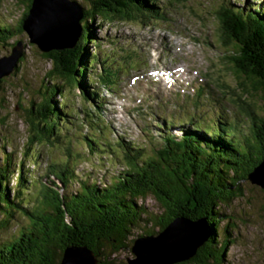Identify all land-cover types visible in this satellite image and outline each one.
<instances>
[{
	"label": "trees",
	"instance_id": "trees-1",
	"mask_svg": "<svg viewBox=\"0 0 264 264\" xmlns=\"http://www.w3.org/2000/svg\"><path fill=\"white\" fill-rule=\"evenodd\" d=\"M20 1L24 13L15 34L24 31V21L35 0ZM89 1L90 5L85 7L70 1L82 15L81 24L77 25L80 35L71 45L40 48L39 53L51 62L52 68L47 71L44 86L38 92L39 100L27 110L28 133L19 162H12L11 155H5L0 166V213L4 215L0 230L15 211H23L29 220L28 227L21 228L17 237L0 246V264H60L68 248L85 249L93 254L96 264H110L111 255L131 250L138 238L158 236L176 220L188 223L202 220L210 230L195 255L179 264H223L225 250L231 241L228 235L220 239L216 234L218 224L229 220L223 217L221 208L243 196L244 182L254 185L250 176L264 164L263 6L258 10H246L230 0H217L210 10V16L218 24L222 68L235 80L240 93L237 98L241 100L237 102L248 114V136L242 138L243 133L227 121L223 124V118L219 117L216 118L218 129L192 130L202 131L201 135L183 129L180 138L165 136L161 146L153 147L150 152L135 144L123 147L121 142L119 148L126 151V165L124 170L113 174V180L80 177L68 161H60L54 164L52 179L39 184V195L32 200L35 205L32 209L17 201L18 191L11 192L8 186L11 178L16 180L13 183L16 187L18 182H26L22 176V161L31 156L32 148L42 144L50 146L53 139H63L60 129L68 123V118L53 100L55 95L62 94L63 85L79 88L84 102L94 105L97 104L96 97H92L95 90L90 88L93 75H97L95 78L103 85L115 86L117 74L113 69L104 70L101 77L94 72L92 59L95 57L89 55L87 48L88 43H95L90 41L89 28L94 17L145 22L148 15L156 14L160 8L157 0ZM15 34L11 27L0 26V43L7 42ZM17 69L18 66L13 70ZM3 79L5 76L0 83ZM46 80L58 84L50 86ZM101 109L97 114L100 115ZM91 110V114L86 115L93 120L88 128L91 132L90 127H93L96 132L105 133L97 125L99 120ZM211 122L215 123L214 120ZM1 125H5L3 119H0ZM85 138L90 143L94 141ZM14 164L18 171L16 175L11 173ZM256 173L255 177L259 172ZM74 181L77 187L70 191ZM149 198L157 205L155 214L145 205L144 201ZM138 228H141V234L136 239L131 238L132 231Z\"/></svg>",
	"mask_w": 264,
	"mask_h": 264
},
{
	"label": "rangeland",
	"instance_id": "rangeland-1",
	"mask_svg": "<svg viewBox=\"0 0 264 264\" xmlns=\"http://www.w3.org/2000/svg\"><path fill=\"white\" fill-rule=\"evenodd\" d=\"M65 1H74L83 7L90 5L89 0ZM157 1L160 8L156 14L148 15L145 22L109 21L99 17H94L90 22V41L95 43H88L87 48L89 55L95 57L92 59L95 62L94 72L100 76L104 70L113 69L117 74V78H114L115 86H105L100 83V79L95 78L97 75H93L90 88L96 92L92 96L96 97V105L85 103L79 88L66 85H63L64 90L60 96L53 97L58 108L67 116L68 123L61 126L62 140L53 139L54 143L50 146L36 145L30 152L31 156L22 161V176L26 182H18L16 187L13 186L16 181L14 178L9 181L11 192L18 191L17 201L23 207L32 209L31 206H35L32 202L38 198L39 184L52 179L50 175L54 164L60 161H68L70 168L80 177L110 181L111 178L114 179L113 174L125 169L126 151L119 148L121 142L123 147L135 144L150 152L153 147L157 149L161 146L165 136L180 138L183 129L189 130L193 135L203 134L202 131L194 132L193 129H218L216 118L219 117L223 118V124L227 121L236 131L243 133L242 138L248 136L247 111L237 102L241 100L237 98L240 93L235 80L221 65L223 53L218 40V24L210 16L211 4H215L217 0ZM230 1L246 10H258L261 6L264 9V0ZM63 4L62 2L61 5ZM73 7L79 13L78 8ZM23 10L20 0H0V26L11 27L15 34ZM80 20L78 22L81 24ZM76 23L71 24V39L69 37L67 42L69 45L78 35ZM27 25L29 26L28 20ZM66 33L69 34V31ZM62 36L64 37L63 34ZM39 39L45 48L55 43L52 41L47 44L46 40ZM31 40L30 34L22 31L7 42L0 43L1 58L9 57L18 42L23 45L18 47L19 51L14 52L17 54L22 51L18 69L0 83V119L5 122L4 126H0V166L5 161V155H11L12 162H19L28 133L27 110L39 100L38 92L44 86L47 71L52 68L51 62L42 57L38 46ZM183 64L191 77L184 72L174 86L168 80L154 82L155 78L150 76L155 70L181 68ZM140 68H143V72L137 70ZM134 70L136 76L148 73L144 75V79H135V87L141 88L136 101L127 96L126 92L131 91L132 84L128 83L119 90L126 83L123 80L126 76L127 79L134 76ZM194 70L200 73L197 74ZM46 82L50 86L58 84L50 80ZM144 82L146 84L142 86ZM181 93H184V97L179 95ZM197 103L201 105L195 107L194 104ZM258 107L259 104L257 110ZM97 108H102L103 124L102 121L98 123L105 127V133H98L93 127H90L91 132L87 126L93 121L86 116L91 114L90 110L94 112L95 118L100 117ZM191 117L194 120L189 121ZM230 129L233 128L228 130ZM86 136L94 141L90 143ZM206 137L211 140L209 134ZM11 173L18 174L15 164ZM243 184V196L234 198L221 208L223 217H228L229 220L225 219L218 224L216 234L220 239L228 235L231 241L225 250L223 264H264V182L262 187L250 182ZM76 187V182H72L70 191ZM12 193L10 199L13 197ZM144 202L150 213L158 211L153 199L149 198ZM3 218L4 215L0 213V221ZM28 224V217L23 211H15L7 225L0 230V246L17 237L20 229L28 227ZM199 229L206 227L200 224ZM138 234H141V228L133 230L131 238L136 239ZM175 243L174 246L183 244L179 241ZM174 249L178 250V247ZM159 250L140 251L142 260L138 264H147L146 260L148 264H156L161 258L157 256ZM144 251H148L147 257ZM133 258L131 250L125 249L111 255L109 260L110 264H128L127 261Z\"/></svg>",
	"mask_w": 264,
	"mask_h": 264
},
{
	"label": "bare ground",
	"instance_id": "bare-ground-1",
	"mask_svg": "<svg viewBox=\"0 0 264 264\" xmlns=\"http://www.w3.org/2000/svg\"><path fill=\"white\" fill-rule=\"evenodd\" d=\"M62 2L64 3L63 5H61ZM72 5L76 6V4H74L72 2H70V3L66 2V1L64 2V0H35L34 5H33V9H32V11L28 17V22H30V25L29 26L27 25L28 32L25 29H24V31L27 34L31 35L32 40L34 39L36 41L33 43L36 44V46H38L39 50H40V48H43L42 43L39 41L40 40L39 38H41L42 41L46 40V43L48 42L47 44L54 41L55 43L51 44V45L67 44L68 40L71 39V37H70L71 36V34H70L71 29L70 28L72 26L71 24L74 22H78L82 18L81 13L80 12L78 13V11ZM68 13H70V14H68ZM50 24H51V26H50ZM78 24H80V23H77V25ZM77 25H76V28H77ZM32 29L35 30L37 33L33 35V33H32L33 31H31ZM65 30H66V32L69 31V34H67L65 32ZM79 31H80V29L78 28V33H77L78 35L77 36L80 35ZM59 34H61V36H58ZM62 34L64 35V37L62 36ZM32 35L34 36V38ZM72 35H73V33H72ZM69 37H70V39H69ZM62 38H65V39H62ZM47 39L49 41H47ZM19 44L21 47L23 46L21 42H18L16 45L18 46ZM16 45L14 46V48L17 47ZM18 47L14 50V52L18 50ZM14 52L12 50L13 54L8 60H0V70L11 64V62L14 60V57L16 56V53H14ZM19 53L21 56L16 61L13 69L18 66L19 61L22 59V52H19ZM4 58H8V57H4ZM4 58L0 57V59H4ZM13 69H12V71H14ZM12 71L10 72V74L12 73ZM179 71H180L179 67L174 68V69H169V70L160 69V70H155L152 73H150V76L155 78L153 80L154 82H158L159 80L164 82V80H168L171 83V86L172 85L174 86L176 81H178L180 78L183 77ZM8 76L9 75H5V77H8ZM177 95H178V93H177ZM179 95L184 97V93H181ZM96 120L97 121L99 120L98 122L102 121L101 112H100V117L98 119L96 118ZM98 122H97V125L100 126L102 128V130L105 132V127L101 125V124H103V121L101 122V124H99ZM260 168H259L260 170L258 169L256 171V172H259V174L255 177V174H257L255 172L253 175L250 176L251 177L250 180L252 181L253 184L262 187V185H263L262 183L264 182L263 181L264 180V174H263L264 173V164ZM261 179H263V180H261ZM200 224L201 223H198V222H195L193 224V223H188V222H184V221H181V222L177 221V222L171 223L169 225V226L173 225L174 228L168 235L163 237V239L166 238V239H164V240H167L166 243H168V240L171 237H173V235L178 236V235H180L181 232H183V234H184L187 229H190V232L192 233V238H190V240L185 239L183 241L181 239L180 243H183V244H181L180 246H174V245L171 246V245L166 244V243H163V244L159 243V244H155L153 246H149L147 243L143 242V243H140L139 246L137 244V248L142 247V249H149L150 252H152L153 250H156V249H160L159 250L160 252L157 251V256L161 257V258H159L160 260H158V262L156 264L165 262V261L169 260L170 258H172L178 254H181L182 253L181 250L187 251L191 246H193V244H195L193 241V238L203 237L206 234H208V236H209L210 230L208 228L203 229V230L199 229ZM190 232H189V234H191ZM154 237H156V236H154ZM183 237L185 238V236H183ZM138 239H141V238H138ZM138 239H136L135 241H137ZM164 240H163V242H164ZM134 246H135V242H134V245L131 249V252L134 255L133 260L136 258V255H137V254L135 255V253L133 251H135L136 253H139V250L134 249ZM175 247H178V250H175L174 249ZM174 252H176V253H174ZM183 253H184V251H183ZM88 256L89 255L86 256L84 253H78V254L76 253L75 254V257H76V259H78L79 264H89V260L94 256H93V254H91V258ZM128 261H127V263H128ZM95 264H96V261H95Z\"/></svg>",
	"mask_w": 264,
	"mask_h": 264
},
{
	"label": "water",
	"instance_id": "water-1",
	"mask_svg": "<svg viewBox=\"0 0 264 264\" xmlns=\"http://www.w3.org/2000/svg\"><path fill=\"white\" fill-rule=\"evenodd\" d=\"M35 2V1H34ZM33 5L34 4H32V7L30 8V10H29V14H28V17H29V15H30V13H31V11H32V9H33ZM27 20H28V18H27ZM27 20H25L24 21V24H23V29H25L27 32H28V28H27V26H26V23H27ZM77 24V23H76ZM29 25H30V22H29ZM31 31H33L32 33H33V35L34 34H36L37 32L35 31V30H31ZM77 33H78V31H77ZM32 35V36H33ZM31 36V35H30ZM31 42H36V41H34V40H31ZM20 48H21V46H20V44L18 45ZM17 46V47H18ZM17 47H15L14 49H13V52H14V50L17 48ZM20 48L18 49V51L20 50ZM13 54V53H12ZM12 54L8 57V58H4V59H0V60H8L11 56H12ZM21 55H20V53H17L16 54V56L14 57V60L11 62V64L10 65H8V66H6V67H4L3 69H1L0 70V78L1 77H3V76H5V75H9L10 74V72L12 71V69H13V67H14V65H15V63H16V61L18 60V58L20 57ZM4 71V72H3ZM261 180H263V179H261ZM177 221H183V220H176V221H174L173 223H175V222H177ZM184 222H186V221H184ZM190 223V222H189ZM198 223H201V224H203L206 228H207V226H206V224L201 220V221H198ZM194 224V223H193ZM173 228H174V226L173 225H171V226H169L167 229H165L163 232H161V234H159L158 236H156V237H154V236H149V237H145V238H141V239H138L137 241H135V246H134V249H137V250H139V253H136L135 251H133L134 253H135V255H136V258L133 260H129L128 261V264H138V262L140 261V260H142V257H140V251H143V250H145V249H142V247H139V248H137V244H138V246H139V244L140 243H143V242H145V243H147L149 246H153V245H155V244H163V243H166L167 242V240H164V239H166V238H164L163 239V237H165L166 235H168L172 230H173ZM203 230V229H202ZM189 232H190V229H187L186 230V232L183 234V232H181L180 233V235H173V237H171L169 240H168V243H166V244H169V245H175L176 243H175V241H179V242H181L180 240L182 239V241L183 240H185V239H190V238H192V233L191 234H189ZM180 236V237H179ZM183 236H185V238L183 237ZM207 236H208V234H206L205 236H203V237H195V238H193V241H194V243L195 244H193V246H191L187 251H185V250H181V254H178V255H176V256H174V257H172V258H170L169 260H167V261H165V262H162V263H159V264H174V263H179V262H183V261H187V260H189L190 258H192L194 255H195V253H196V250H197V248L200 246V245H202V243L207 239ZM164 240V242H163V240ZM173 243V244H172ZM133 249V250H134ZM183 251H184V253H183ZM144 252H146V251H144ZM78 254V253H84L86 256L87 255H89L88 257H90L91 258V254H90V252H88V251H86L85 249H75V248H68V249H66L65 251H64V253H63V257H62V260H61V262H60V264H79V261H78V259H76V257H75V254ZM147 254H149L148 253V251L146 252V257H147ZM89 258V259H90ZM93 259V260H92ZM69 260V261H68ZM77 260V261H76ZM146 263L148 264V262H147V260H146ZM89 264H95V259H94V257H92L90 260H89Z\"/></svg>",
	"mask_w": 264,
	"mask_h": 264
}]
</instances>
